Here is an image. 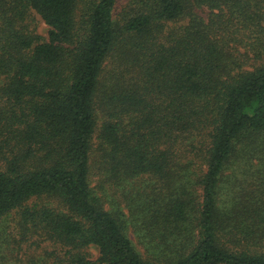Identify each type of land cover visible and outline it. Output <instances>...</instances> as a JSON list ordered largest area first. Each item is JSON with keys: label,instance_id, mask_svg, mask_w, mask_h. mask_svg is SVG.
<instances>
[{"label": "trees", "instance_id": "obj_1", "mask_svg": "<svg viewBox=\"0 0 264 264\" xmlns=\"http://www.w3.org/2000/svg\"><path fill=\"white\" fill-rule=\"evenodd\" d=\"M116 2L0 0V264H264V0Z\"/></svg>", "mask_w": 264, "mask_h": 264}, {"label": "rangeland", "instance_id": "obj_2", "mask_svg": "<svg viewBox=\"0 0 264 264\" xmlns=\"http://www.w3.org/2000/svg\"><path fill=\"white\" fill-rule=\"evenodd\" d=\"M116 8L119 9L126 0H116ZM30 27L31 29L41 37L46 36L47 27L41 18L36 13H32V18L30 19Z\"/></svg>", "mask_w": 264, "mask_h": 264}]
</instances>
